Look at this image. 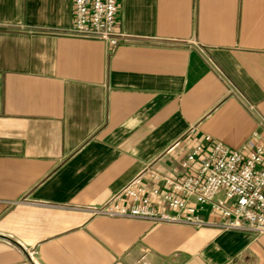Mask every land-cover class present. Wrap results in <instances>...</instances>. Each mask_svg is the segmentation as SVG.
I'll use <instances>...</instances> for the list:
<instances>
[{"label":"crops","instance_id":"1","mask_svg":"<svg viewBox=\"0 0 264 264\" xmlns=\"http://www.w3.org/2000/svg\"><path fill=\"white\" fill-rule=\"evenodd\" d=\"M71 20V0H0V264H264V232L207 207L201 226L97 212L259 127L264 0H119L116 44Z\"/></svg>","mask_w":264,"mask_h":264},{"label":"built area","instance_id":"2","mask_svg":"<svg viewBox=\"0 0 264 264\" xmlns=\"http://www.w3.org/2000/svg\"><path fill=\"white\" fill-rule=\"evenodd\" d=\"M70 31L116 44L119 0H71ZM239 146L230 147L205 137L203 144L187 153L183 167L195 162V171L182 181L164 179L170 190L124 189L133 202L101 208L109 215H131L151 220H182L195 226L205 222L198 216L207 207L224 219V226L264 232V120ZM162 200L172 214L158 212L152 203Z\"/></svg>","mask_w":264,"mask_h":264}]
</instances>
